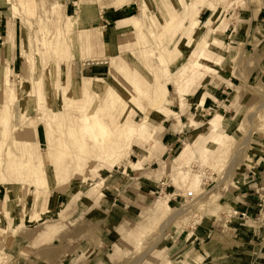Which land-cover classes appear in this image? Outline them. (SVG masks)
<instances>
[{
  "label": "rangeland",
  "instance_id": "1",
  "mask_svg": "<svg viewBox=\"0 0 264 264\" xmlns=\"http://www.w3.org/2000/svg\"><path fill=\"white\" fill-rule=\"evenodd\" d=\"M107 1L0 0V112L7 107L0 115V143L5 131L3 151L17 157L12 161L1 152L0 198L6 196L8 205L0 210V264H264V221L254 224L233 216L226 224L225 217L227 203L244 205L247 196L257 195L258 213L264 211V0H123L121 9H134L131 15L121 13L124 21H117L118 7ZM135 2L144 3L146 16L131 25L139 18ZM202 9L207 15L198 20ZM215 10L228 21L222 34L214 36L219 52L211 49L203 62L199 59L195 75L192 70L182 73L203 46L205 23ZM166 19L174 24L164 31ZM151 21L155 35L149 34ZM242 26L248 28L247 35L233 38ZM85 32L97 35L96 50L104 57L111 42L109 56L124 60L129 68L140 35L153 56L162 41L170 49L169 73H162L161 81H174L168 82L164 105L135 93L121 69L114 81L109 64L101 66L100 79L106 81L98 88L113 85L126 102L109 118L110 128L130 118L139 130L123 141H105L89 129L88 110L99 99L83 98L79 92L84 78L79 66L96 60L87 58L90 52L82 58ZM137 56L149 65L146 56ZM102 103L106 106V97ZM149 107L156 108L147 115L143 111ZM216 114L229 120L225 125L231 138L221 147L200 124ZM46 116L51 119V141ZM192 116L199 125L184 129ZM25 136L33 148L37 143L42 149L46 183L37 184V177L26 175ZM103 140L108 150L100 152ZM189 141L192 155L178 172L173 161ZM194 175L200 176L197 188ZM54 176L59 178L56 184ZM151 182L160 186L152 193L143 186ZM102 192L109 199L131 192L127 197L135 204L129 210L112 209ZM234 195H239L237 203ZM157 199H167L170 209L157 213Z\"/></svg>",
  "mask_w": 264,
  "mask_h": 264
},
{
  "label": "bare ground",
  "instance_id": "2",
  "mask_svg": "<svg viewBox=\"0 0 264 264\" xmlns=\"http://www.w3.org/2000/svg\"><path fill=\"white\" fill-rule=\"evenodd\" d=\"M101 4H103V3L101 2ZM137 4L139 5V10H138V14H137L139 18L137 20H134L131 25L140 24L142 19L146 16V11H145L146 6L144 5V3L138 2ZM106 5L116 6L119 9V7L124 5V3H123V0H110L108 3H106ZM173 18L174 17L172 16L169 18V20L172 21ZM171 21H168V19H166L164 21L165 22L164 28H163L164 31H167L169 28H171L173 26L174 22H171ZM226 22H228V21H223L221 19V17L219 16V11L215 10L213 16L209 20H207L205 23L206 32L204 35H202V39H201V40H203V43H204L203 46L201 47V49L199 51H195L193 53V55H192V57H194L193 65L192 66L188 65V66L184 67L183 71H181L182 73L186 74V73H188L189 70H192L193 75H195V73L197 72V70H195V69L197 68L196 65H198L199 59H203V60H200L203 62L204 59L206 58V54L208 55L209 51L211 49H213L216 52H219V49L215 46V45H217V39L214 36H219L222 34V32L224 31L223 27L225 26V28H226V26H227ZM122 27H123V25H118V28H120L118 30L122 31ZM152 27H153V22L151 21L150 25H149V29H150L149 34L155 35L156 32L154 30H151ZM202 34H203V32H202ZM137 38L139 41V42L138 41L137 42H138L140 47H139V51L137 53L136 52L133 53V55H136V58H134L135 62L131 61L132 66H130V68H129V66H127L125 64L124 60H122V59L121 60H115V58L110 57L108 60V64H109L108 75L112 80H114V77L116 78V72L118 71V69H121L122 75L123 74L125 75V76L123 75V77H125V80H124V78H123V80L127 83V85L129 87H131L133 89V91L135 93L140 94L142 96H146L147 99H152V100L157 99L159 105H164L166 102L165 99H168L167 98L168 97L167 96L168 82H171V80L174 81L173 78L167 79L166 81H161L162 80V73H164V74L169 73L170 62L167 60V55H168L170 49L167 47V45H165V42L163 43V41H162V43L160 42V46L158 47V49L154 48L153 51H156V52L154 53V56H153L151 53H149V52H151L149 49V45L147 43H143L142 35L138 36ZM57 39H58V37H57ZM213 39H215V40L213 41ZM163 40H164V37H163ZM193 42L198 47L199 41L198 40L195 41L193 39ZM161 45H164V46L161 47ZM138 53L146 56L145 59L149 62V65L143 63L140 60V58H137ZM195 53H196V56H195ZM148 55H152V56H150V58H149ZM177 61L178 60H176V62ZM173 63H175V62H173ZM131 67L134 71H136V73H134V71L131 70ZM208 68H210V67H208ZM144 69H145V71H144ZM179 70H181V68ZM146 72H147V74H146ZM139 77L140 78L142 77L143 80L147 77V79L144 80L145 83H147V85H145V83H143L144 81L140 80L141 81L140 82L138 80ZM7 78H8V76H7ZM147 80H150L151 83L147 82ZM5 81H6V79H5ZM105 81H106L105 79H100V78L95 79V78L84 77L82 79L80 85H79V92L82 94L83 98H86V97L89 98L91 95H94V96H97L99 99L98 103L95 106V108L93 109V111H91L93 106H91L88 110V111H90L89 112V118L92 120V122L90 123L89 129L91 132L101 133L102 137L105 141H106V139H109L110 137H115L113 139V141L115 140L116 142L123 141L126 138V136H128V134L137 133V131L139 132V130H138V127L132 126L130 118H126V119L124 118L123 121H119V123L116 124V126L114 128H110V125L108 122L109 118L112 115L115 116L116 114H118L120 107L124 106L126 104V102H125V100H123L122 94L119 91H116L115 87L113 85H109L107 83V85L103 88V91L101 89H99L98 84H102ZM176 85L178 86L179 83L176 82ZM128 90H129V93H133V95H135V93L132 90H130V88H128ZM179 91H177V93ZM101 92H103V94H101V96H99ZM105 97L108 100V103H106V106L101 107L103 105L102 100L105 99ZM128 98H130V97L128 96ZM119 104H122V105H120V107H119ZM204 104H205V98L198 101V106L202 107ZM86 105H88V102H86ZM44 108H46V107L44 106ZM154 108H156V107L145 108L143 112L148 115L149 113L152 112V110ZM86 109H87V106H86ZM167 110L170 112L169 108H167ZM167 110H166V112H167ZM3 112H7V107H5L0 112V115ZM102 115H103V119H102ZM114 116H112V120H113ZM48 117L49 116H46L44 118V122H45V124H47V131H46L47 139L49 141H51V140H53V132H52V127H51V119H49ZM196 120L194 119V116H192L191 119L188 121V123L183 124L184 129L185 128L192 129L196 125H199L197 123H200V122H198ZM227 121H229V120H227V118H225L224 116L216 114L209 121L207 120V123H205V124L200 123V124L208 129V131L210 133V140L214 144H217L218 146L221 147V145L224 141L228 140L229 137L231 138V136H229V134L227 133V130H226L225 123ZM4 125H5V127H7V125L5 123H4ZM84 126L85 125H83L82 128H84ZM73 131H74V128L72 129V132ZM113 132H114V134H113ZM6 137H7V134L4 131L2 142L0 143V170L3 169L1 167V158H2L3 154H5L8 157L7 159H9V160H12V161L17 160L16 155H14L9 149L7 151H6V149L3 151V147L6 144L5 142L7 140ZM76 139H77V137H74V140H76ZM81 139H83V136H81ZM191 139H193V138H191ZM96 140H97V138H96ZM14 143H17V142H14ZM49 143H50V145H48V146H49V148H51L52 142H49ZM22 146H23L22 147V151H23L22 154L24 155V158H25L23 163L26 167H30V169L27 171L26 175L28 177L33 176L34 180L37 177V184H41L43 182H45V183L48 182L49 176L47 177L45 175V173H46L45 170H41V165H42L43 161L40 160L39 153H41L42 149L39 147V145L37 143H34V148H33L31 141L26 136H25V144ZM107 148H108V143L105 142V146H103L100 149V152L104 151V149H107ZM98 149H99V147H98ZM206 150L209 152H212V153H215V151H216V150L212 151L211 147H206ZM2 151H3V154L1 153ZM38 155H39V159H38ZM191 155H192V148H191L190 141H189V143L185 144V147L183 148V150L181 151L179 156H177L176 159L173 161V163L176 165L177 170H179L178 172H181L182 167L185 166L186 164H188L189 158L191 157ZM202 155L204 156V154H202ZM206 157H208V156H206ZM219 157H221V154L217 155L216 157L212 156V158H215V159L219 158ZM80 165L78 166V169L80 172H82L80 170V168H81ZM133 167L135 170H137V168L139 167V163L134 164ZM15 168L13 167V168L9 169V172L14 171ZM65 173H67V172L65 171ZM199 177L197 175H194L193 179L196 181L194 188H197L199 186V183H198ZM58 181H59V178L55 177V184ZM153 207L157 213H163L164 211H166L168 209L167 199H163V200L157 199V201L154 203ZM225 217L227 218V220H226V224H227V223H229L228 222L229 219H231L233 217V213L230 209H228V211H226Z\"/></svg>",
  "mask_w": 264,
  "mask_h": 264
},
{
  "label": "crops",
  "instance_id": "3",
  "mask_svg": "<svg viewBox=\"0 0 264 264\" xmlns=\"http://www.w3.org/2000/svg\"><path fill=\"white\" fill-rule=\"evenodd\" d=\"M249 1H250V3H252V2L254 3L255 2V4H257V3L259 4L262 0H249ZM135 5L138 6V10H139V5L136 2H135ZM133 10L134 9L132 7H130L129 5H125L122 9H121V6L119 7V9L117 8V11L115 12L117 21H124V20H120L121 19L120 16H121V13L122 12L125 15H131V13L133 12ZM199 13H198L199 15L196 16V18L198 20L203 15L204 16L207 15V10L202 9V11H200ZM137 14H138V11H137ZM263 14H264V11H262V16H263ZM238 30L239 31L235 35H233V38L243 39L244 36L247 35L246 32H247L248 28L242 26ZM112 31L114 32V29H112ZM113 32H111V34H113ZM112 36L113 35H111V37ZM83 38H84V50H82V53H83L82 58L85 59L87 57L86 53L87 52H90L88 54V57L87 58H92V59H96V60H91V63L90 64H82V65H80L79 66V67H81L80 73L84 77L95 78V79L96 78H100L101 76H103V71H104L103 67H101V66L102 65L103 66L104 65H108V60L110 58V56H109L110 54L109 53H110V50L112 49V47L110 45L111 42H109V44L107 46L108 49H107V52L105 54L106 56L104 57L98 50H96L97 41H98L97 35H95L94 33H92V34L89 35L87 32H85L84 35H83ZM243 44H245V43H243ZM101 58H104V59H101ZM98 59H101V60L98 61ZM108 67H109V65H108ZM226 72H228L229 74H233L234 73L233 71H230V70H227ZM108 73H109V68H108ZM87 74L88 75H93V76H86ZM179 113H181V111ZM38 132H39V129L37 127V133H36L37 134V141H38L39 145H41L40 142H39L40 134ZM1 184H3V183H1ZM158 185L157 186L154 185L153 182L149 183L148 185L143 184V186H145L146 190H148L150 193H152L154 189H158L160 187ZM161 186H163V184ZM128 194L129 195H126V197H125V196L121 195L120 193H117V194L114 193L113 198H110L109 199L102 192V195L104 197L105 203H108L109 206L112 209H120V207H122V206H124L125 209H127V210H129L130 208H132L131 206H133L135 204V201H133V199H129V197L131 198V196L133 194L131 192H129ZM127 196H129V197H127ZM171 196L175 199V197H176L175 191L173 192V194H171ZM238 196L239 195H234V197H233V200L236 203H237V201L235 199H237ZM6 199H7L6 196L4 197L3 200L0 198V205H1L0 206V210H2V211L5 208H7V207H3V205H8V201H6ZM59 199H60V196H57V198H56L57 204H60L59 203ZM244 200H248V203H243L245 206L244 205H240L238 203L236 205H234L232 203H227V205H229V207H227V209H230L232 211V213L233 212L248 213L250 216L251 215L256 216L258 214V212L260 211V207H257V203H256L257 202V195H255V197L253 196L252 199H250L249 196H247V197H245ZM249 203H250V205H248ZM168 208L170 209L169 203H168ZM32 209H33V207L31 208V210ZM203 231H204V229H203ZM111 235H113V231H110V232L106 233V238L109 240V238L111 237Z\"/></svg>",
  "mask_w": 264,
  "mask_h": 264
},
{
  "label": "built area",
  "instance_id": "4",
  "mask_svg": "<svg viewBox=\"0 0 264 264\" xmlns=\"http://www.w3.org/2000/svg\"><path fill=\"white\" fill-rule=\"evenodd\" d=\"M189 196H192L191 193H189ZM233 216L239 217L244 221L251 222V223H258V222H263L264 221V211H261L258 213L256 216H250L248 213H238V212H233Z\"/></svg>",
  "mask_w": 264,
  "mask_h": 264
}]
</instances>
